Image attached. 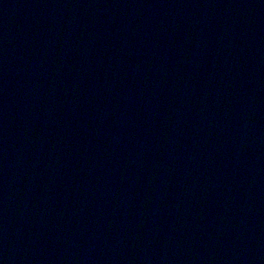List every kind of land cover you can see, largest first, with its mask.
Masks as SVG:
<instances>
[{
	"label": "water",
	"instance_id": "1",
	"mask_svg": "<svg viewBox=\"0 0 264 264\" xmlns=\"http://www.w3.org/2000/svg\"><path fill=\"white\" fill-rule=\"evenodd\" d=\"M0 264H264V0H0Z\"/></svg>",
	"mask_w": 264,
	"mask_h": 264
}]
</instances>
